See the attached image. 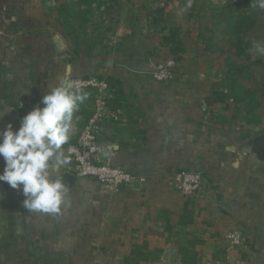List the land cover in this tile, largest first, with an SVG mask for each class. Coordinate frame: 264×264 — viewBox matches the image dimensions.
<instances>
[{
	"label": "crops",
	"instance_id": "obj_1",
	"mask_svg": "<svg viewBox=\"0 0 264 264\" xmlns=\"http://www.w3.org/2000/svg\"><path fill=\"white\" fill-rule=\"evenodd\" d=\"M77 1L0 0V129L18 128L65 73L110 80L102 105L83 90L69 143L104 107L98 161L144 181L106 186L75 175L70 158L52 174L74 176L58 215L26 210L22 192L0 182V264H120L134 248L139 264H264V54L250 51L264 44L260 30L241 34L246 58L229 28L203 17L159 27L146 0L123 10L115 0L108 26L88 36ZM172 49V79L133 69ZM181 171L201 174L197 192L179 188Z\"/></svg>",
	"mask_w": 264,
	"mask_h": 264
},
{
	"label": "clouds",
	"instance_id": "obj_2",
	"mask_svg": "<svg viewBox=\"0 0 264 264\" xmlns=\"http://www.w3.org/2000/svg\"><path fill=\"white\" fill-rule=\"evenodd\" d=\"M191 6L192 0H188L181 11ZM252 6L264 10V0H257ZM250 51L264 54V44L254 41ZM88 96L89 93L77 87L65 73L58 86L52 87L20 119L18 128L9 122L0 129V157L4 161L0 182L22 192L25 197L22 205L26 210L53 215L62 212L69 186L63 175L53 179L52 174L70 163L64 146L73 133L75 112ZM110 151H105L104 155L109 156Z\"/></svg>",
	"mask_w": 264,
	"mask_h": 264
},
{
	"label": "built area",
	"instance_id": "obj_3",
	"mask_svg": "<svg viewBox=\"0 0 264 264\" xmlns=\"http://www.w3.org/2000/svg\"><path fill=\"white\" fill-rule=\"evenodd\" d=\"M176 61L172 58L159 62L153 72V77L157 81H166L172 79L176 71ZM75 85L81 89L91 88L96 92V100L102 105V96L109 89L105 79L95 76H72L70 77ZM106 109L99 106L89 117L82 129L79 131L75 140L68 143L64 148L66 154L73 161L74 174L79 177L93 179L101 184L117 188L118 185L130 187L136 181H144V177L135 175L130 170L119 165H112L98 161V154L101 151V145L98 141V133L102 116ZM78 116H74L75 132ZM179 188L185 194L197 192L202 184V176L197 171H181L179 173ZM233 244H238L240 238L238 235H230Z\"/></svg>",
	"mask_w": 264,
	"mask_h": 264
},
{
	"label": "rangeland",
	"instance_id": "obj_4",
	"mask_svg": "<svg viewBox=\"0 0 264 264\" xmlns=\"http://www.w3.org/2000/svg\"><path fill=\"white\" fill-rule=\"evenodd\" d=\"M124 1L125 0H119L120 7L117 3V7L121 10L124 9ZM126 1L128 3L130 2V0ZM146 2V9L149 11L150 19L157 18L158 20L155 24L161 27V25L166 23L169 27H171L170 29L176 27L177 24L182 21L192 22L189 20H193L197 17H203V19L206 18L207 22L214 24L217 30L224 32V29L227 30V26H229L230 22L237 19L239 16H249L250 19L257 17V19H259L261 17V12H264V10L252 6L257 2V0H192V6L187 9V11H181V9L185 7L188 0H146ZM98 11L99 10H94L92 14L93 16L90 15L92 23H87L86 29L85 25H82V33L86 30V33L89 36V33L91 35L93 30L95 32L96 30H100V28L102 30L104 27L108 26L109 21H107L106 25H104L105 21L104 18H102L103 14H100ZM116 12L117 11L115 10L111 14L109 13L110 15H107V20H109V17L110 19H114ZM75 29L78 30L77 27H75ZM85 41L88 42V40ZM231 42L233 46L237 47L236 39L233 35L231 36ZM170 58L176 61L174 54L168 53L160 62Z\"/></svg>",
	"mask_w": 264,
	"mask_h": 264
},
{
	"label": "trees",
	"instance_id": "obj_5",
	"mask_svg": "<svg viewBox=\"0 0 264 264\" xmlns=\"http://www.w3.org/2000/svg\"><path fill=\"white\" fill-rule=\"evenodd\" d=\"M78 1H77L78 3L84 5L82 7V12L76 13V17L81 20L87 16H90V14H92L94 10H99L98 12H100V14L102 13L105 14L106 10L111 6L110 2L115 1V0H78ZM68 5L69 4L67 3V6ZM255 27H257L260 30L261 32L260 34L264 37V12H261V17L259 19H257V17L250 19L249 16H245V17L239 16L237 19L231 21L229 26H227V28L231 30L232 32L231 34L233 35V37L236 39L237 48L239 49L238 53L246 58H248L250 54H249V51H247V44H245L244 43L245 41H243V39L241 38V34H246L250 32L251 30L253 31ZM175 35H176L175 31H171L169 36L173 40H176ZM81 41H83V39ZM76 42L78 44L79 40L77 39ZM86 46L87 47L91 46V43H87ZM172 50L174 54L175 51L174 49ZM106 81L108 83L109 88H111L112 86L111 81L110 80H106ZM86 89H91V88H86ZM82 90H85V89H82ZM137 255H138V250L134 248L132 250L131 255L125 256L123 258V261L120 264H139V259L137 258Z\"/></svg>",
	"mask_w": 264,
	"mask_h": 264
},
{
	"label": "water",
	"instance_id": "obj_6",
	"mask_svg": "<svg viewBox=\"0 0 264 264\" xmlns=\"http://www.w3.org/2000/svg\"><path fill=\"white\" fill-rule=\"evenodd\" d=\"M133 69L136 70V71H148V72H155L156 71V68L155 67H153V66H147V65H145L143 63H140V62H136L134 64ZM63 177H64L65 184H67V185H71L72 184L73 178H74L73 175H70L68 173H64L63 174ZM136 184H137V182H134L133 183V185H136ZM122 186L123 185H118L117 187H118V189H123Z\"/></svg>",
	"mask_w": 264,
	"mask_h": 264
}]
</instances>
